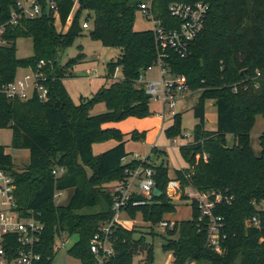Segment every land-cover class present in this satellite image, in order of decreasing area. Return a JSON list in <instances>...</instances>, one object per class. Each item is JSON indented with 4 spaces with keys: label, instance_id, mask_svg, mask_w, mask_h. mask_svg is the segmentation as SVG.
Returning <instances> with one entry per match:
<instances>
[{
    "label": "trees",
    "instance_id": "obj_1",
    "mask_svg": "<svg viewBox=\"0 0 264 264\" xmlns=\"http://www.w3.org/2000/svg\"><path fill=\"white\" fill-rule=\"evenodd\" d=\"M195 1L209 6L203 33L191 43V53L186 58L167 50L170 72L185 76L190 91L199 93L193 107L197 123L192 141L181 147L190 168L176 171L175 176L181 183L183 201L188 200L185 190L189 187L200 192L228 191L235 201L231 206L220 208L228 237L224 255L209 248L206 223L200 221L194 204L190 220L176 222L173 228L166 229L168 238L163 248L172 253V264H264V210L255 206L264 202V134L261 156L255 154L251 145L256 121L264 118V0ZM56 2L61 29L46 9L42 17L24 18L17 25L6 26L4 39L8 45L0 48L2 83L13 82L19 69H36L45 61L42 70L50 94L46 102L37 96L20 101L0 94V129L12 131L11 148L30 153L28 165L20 171L13 156L6 152L7 148L0 145V170L13 178L22 215L34 214L45 224L39 248L42 264H49L55 257L54 246L58 239L75 235L79 240L68 251L69 255L81 264H96L90 249L91 240L114 218V195L109 189L126 183L129 177L126 170L140 165L134 160L123 163L130 156L125 148V136L117 129L103 126L127 117L150 116L151 99L145 92L142 76L156 62L158 48L153 30H135L140 0ZM170 2L155 0L153 3L165 23L171 21ZM15 6L16 0H0V27L9 23ZM83 12L87 13V21H93L89 29L91 38L103 46L120 50V57L108 65L107 79L115 81L93 98H82L79 104H74L63 80L84 54H79L78 59L70 60L66 66L59 64V56L82 35ZM71 13L73 22L66 31L64 27ZM172 23L179 27V22ZM20 38L33 40V57H17ZM118 68L123 71L122 79L115 78ZM207 101H213L217 109L215 131L206 128ZM100 102L107 110L93 115L92 109ZM175 120L167 129L169 137L181 135L180 114ZM229 135L235 138L232 147L227 142ZM107 141H117L118 145L95 156L94 144ZM148 159L149 164L143 166L155 170L160 195L154 194L145 205L133 206V202L143 200L142 196L134 194L125 212L132 219L141 213L155 236V229L167 215L176 213L178 204L169 195L168 164L157 165L150 157ZM60 169L65 173L57 177L54 171ZM69 191V203L56 205L55 195ZM254 217L259 220V227H248L247 221ZM144 235L135 226L114 225L111 237L114 255L106 264H135L141 255H145V259L139 264H153L154 247Z\"/></svg>",
    "mask_w": 264,
    "mask_h": 264
},
{
    "label": "built area",
    "instance_id": "obj_2",
    "mask_svg": "<svg viewBox=\"0 0 264 264\" xmlns=\"http://www.w3.org/2000/svg\"><path fill=\"white\" fill-rule=\"evenodd\" d=\"M75 4L77 3L76 0ZM155 0H140L139 11L144 17L153 24L158 58L153 66H158L161 71V80L146 81V73L142 76L145 92L155 101L162 103L161 118H175L180 113L177 110L179 101L186 99L192 92L188 86L187 78L183 75H174L170 72L167 64V50H173L181 58L190 55L191 43L197 39L204 31L209 14V6L203 2L195 0H170L169 15L171 21L165 23L154 9ZM53 14L56 23L60 25V17L56 0H16V6L11 14L9 23L0 27V48L8 45L4 39L7 25H17L21 19H36L44 15V11ZM173 20V21H172ZM174 21L179 22V27H174ZM73 22V13L67 19V26ZM84 30H89V21L83 24ZM46 65L41 61L36 69L28 68L23 81L16 79L8 84L2 83L0 73V94L5 95L11 100L28 101L37 96L46 102L49 99L50 89L47 86V78L42 70ZM166 75L169 78H166ZM190 135H187L189 137ZM149 157L140 159L135 157L133 160L139 162L135 169L126 170L128 180L126 183L117 184L109 189L114 195L113 212L114 218L103 226L92 238L90 249L97 263L106 264L107 260L114 255V248L111 242L114 225L122 224L120 216L125 212L126 207L132 201L134 194L143 197L141 201L133 202V206H142L151 202L154 196L155 170L152 167H144L149 164ZM200 158V156H199ZM207 160V157H204ZM131 160V161H133ZM127 158L123 163H127ZM65 173L64 169L55 170L57 177ZM174 190L178 200L182 196L180 181L172 179L169 185L170 192ZM188 197L186 202L194 204L199 212L200 221L206 223L208 246L214 253L224 255L227 252L225 243L227 234L225 232V218L220 213L223 206H231L235 197L228 191L212 190L200 192L192 187L185 190ZM63 192H58L55 198L62 197ZM173 198V197H171ZM255 205V203H254ZM258 208V205H255ZM248 227H259V220L254 217L247 221ZM174 222L164 220L160 227L167 229L173 228ZM45 232V224L34 214L23 216L18 201L15 196L13 178L3 170H0V264H42L43 256L39 250ZM67 238L58 239L65 242ZM57 240V241H58ZM63 244V243H62ZM57 242L54 251L57 253L64 245Z\"/></svg>",
    "mask_w": 264,
    "mask_h": 264
},
{
    "label": "rangeland",
    "instance_id": "obj_3",
    "mask_svg": "<svg viewBox=\"0 0 264 264\" xmlns=\"http://www.w3.org/2000/svg\"><path fill=\"white\" fill-rule=\"evenodd\" d=\"M78 1V0H76ZM76 15L78 14V5L75 9ZM87 13L81 14V22L85 23ZM92 25V19L89 21ZM57 28L61 29V26L57 24ZM92 27V26H91ZM69 26L65 28L69 30ZM152 22L144 17L140 11L136 14L135 30L136 31H151L153 30ZM17 57L19 59H29L34 56L33 40L31 38H20L17 40ZM83 53L84 57L79 60L78 63L70 69V74L63 80V84L74 104H79L82 98H93L103 87H109L115 79H107L109 74L108 65L112 62H116L120 57V50L103 46L99 41H95L90 36V30H83L82 35L77 37L71 45L66 48L59 56V64L66 66L72 59H78L79 54ZM29 74V71L25 68L19 69L16 80L23 81L25 76ZM116 79L123 78V71L118 68L115 73ZM146 81H158L161 80V71L158 66H153L150 70L146 71ZM166 78H169L166 75ZM199 99V93H191L186 99L179 101L177 110L180 113V127L181 135L169 137L167 129L174 125L175 118H169L163 125L161 131L159 126L158 114L162 112V103L155 101L150 102L151 114L144 119H138L136 117H127L125 119L114 122V126L119 129L122 135L125 136V148L126 152L131 154V158L145 159L150 157V160L160 165L162 162L168 164L169 175L171 180L174 179V175L178 170H187L190 168L189 161L184 156L181 147L187 144V141H191L194 127L197 123L193 107L196 105ZM107 110L106 105L102 102L97 103L92 109L93 115L102 114ZM207 125L206 128L209 131H215L217 129V109L213 101H207ZM264 134V118L259 117L256 121L255 127L251 135V145L257 156H261V136ZM187 135H190L187 137ZM229 145H233L232 137L227 138ZM12 143V131L7 129H0V145L7 148L8 154L12 155L16 163L17 169L23 170L29 163V159L26 156L27 150H15L11 148ZM115 145V141H107L104 143L94 144V155L99 156L103 149H109ZM162 153H158V152ZM27 153H29L27 151ZM205 157V156H204ZM199 160V155L197 156ZM91 174V171H89ZM66 193V192H65ZM173 201L178 204L176 213L167 215L165 220L180 222L190 220L193 216V209L189 202H181L178 200L177 194L174 190L170 192ZM71 194L64 195L56 198V205H65L70 201ZM180 202L182 204H180ZM180 204V206H179ZM258 209L264 210V202L258 206ZM121 220L124 219L123 224L126 227H136L144 232V236L148 243L153 245L154 262L153 264H172L174 261L173 255L170 252H166L163 248L167 234L166 229L157 227L155 229V236L150 233L149 224L144 221L143 215L137 213L135 219H132L127 212H122L120 216ZM79 238L77 235L69 237L68 243L56 253L55 257L49 264H81V262L69 255L70 250L77 242ZM57 243L61 245V241ZM145 255H141L135 260V264L143 262Z\"/></svg>",
    "mask_w": 264,
    "mask_h": 264
},
{
    "label": "crops",
    "instance_id": "obj_4",
    "mask_svg": "<svg viewBox=\"0 0 264 264\" xmlns=\"http://www.w3.org/2000/svg\"><path fill=\"white\" fill-rule=\"evenodd\" d=\"M159 115H160V113L157 115V116H158L157 118H158V120H159V122H160L158 128H160V130L162 131V130H163V125H164L165 121H166L168 118L166 117V118L163 119V118H161ZM103 128H104V129H117V128L114 126V123H108V124L104 125ZM117 130H119V129H117ZM230 136H231L232 139H233V145H234V144H235V138H234V136H232V135L227 136V138L230 137ZM191 138H192V136H191ZM126 141H127V140H126ZM191 141H192V140H191ZM191 141H187V144H188L189 142H191ZM227 142H228V140H227ZM117 145H118V142L115 141V145H113L111 148H113V147H115V146H117ZM228 145H229V142H228ZM229 146H230V145H229ZM231 147H232V146H231ZM111 148L101 150L102 152H101L100 154L106 152L107 150H110ZM24 151H25V150H24ZM27 151H28V150H27ZM27 151H25V153H26V156H27L28 159H29L30 153H27ZM6 152H7V149H6ZM28 152H29V151H28ZM162 152H163V151H162ZM7 153H8V152H7ZM128 154H129V153H128ZM261 154H262V153H261ZM130 155H131V154H130ZM258 157H259V156H258ZM133 159H134V158H131V157L129 156V157L127 158V161H131V160H133ZM174 176H175V175H174ZM170 178H171V177H170ZM174 179H176V176L174 177ZM65 194H66V195H69V194H71V192H70V191H69V192H66V193L63 192V196H64ZM181 202L183 203V202H185V201H181ZM181 202H180V204H182ZM68 203H69V202H68ZM68 203H67V204H68ZM67 204H65V205H61V206H66ZM180 204H179V206H180ZM177 209H178V208H177ZM168 221H170V220H168ZM123 222H124V219H123ZM123 222H122V224H123ZM171 222L176 223L175 221H171ZM123 225H124V224H123ZM77 237L79 238V236H77ZM68 239H69V238H67L65 242H62L63 244L61 243L62 245H64L63 248H64V247L66 246V244L68 243ZM68 251H69V250H68Z\"/></svg>",
    "mask_w": 264,
    "mask_h": 264
},
{
    "label": "water",
    "instance_id": "obj_5",
    "mask_svg": "<svg viewBox=\"0 0 264 264\" xmlns=\"http://www.w3.org/2000/svg\"><path fill=\"white\" fill-rule=\"evenodd\" d=\"M154 194H155V196H159L160 195V191H159V188H158L157 184L155 185V188H154Z\"/></svg>",
    "mask_w": 264,
    "mask_h": 264
}]
</instances>
